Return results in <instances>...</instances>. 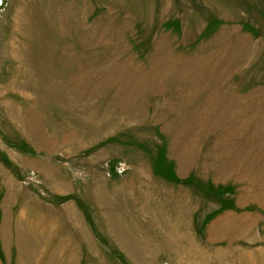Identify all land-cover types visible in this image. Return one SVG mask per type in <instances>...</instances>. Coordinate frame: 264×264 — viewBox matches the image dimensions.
I'll use <instances>...</instances> for the list:
<instances>
[{"label":"rangeland","instance_id":"rangeland-1","mask_svg":"<svg viewBox=\"0 0 264 264\" xmlns=\"http://www.w3.org/2000/svg\"><path fill=\"white\" fill-rule=\"evenodd\" d=\"M0 264H264V0H0Z\"/></svg>","mask_w":264,"mask_h":264},{"label":"trees","instance_id":"trees-1","mask_svg":"<svg viewBox=\"0 0 264 264\" xmlns=\"http://www.w3.org/2000/svg\"><path fill=\"white\" fill-rule=\"evenodd\" d=\"M171 178V177H170ZM177 179H175L174 181H176ZM209 191H211V193H214L215 195H218V197H220L221 201H222V205L223 207L222 208H229V209H233L235 208V205H234V202L231 200H225L222 196L225 192L224 189H220V188H215V190H212V189H209ZM220 211V209L218 210ZM218 211H215L218 212Z\"/></svg>","mask_w":264,"mask_h":264}]
</instances>
